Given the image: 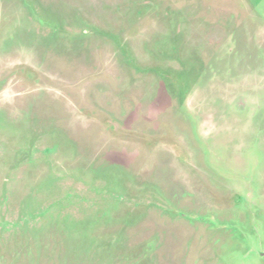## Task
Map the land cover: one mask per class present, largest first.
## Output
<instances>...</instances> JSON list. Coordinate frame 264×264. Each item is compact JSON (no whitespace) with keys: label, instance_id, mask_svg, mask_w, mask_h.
Masks as SVG:
<instances>
[{"label":"rangeland","instance_id":"374dc122","mask_svg":"<svg viewBox=\"0 0 264 264\" xmlns=\"http://www.w3.org/2000/svg\"><path fill=\"white\" fill-rule=\"evenodd\" d=\"M0 264H264V0H0Z\"/></svg>","mask_w":264,"mask_h":264}]
</instances>
